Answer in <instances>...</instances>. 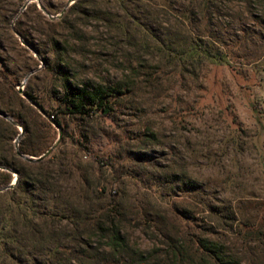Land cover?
Returning a JSON list of instances; mask_svg holds the SVG:
<instances>
[{"label": "rangeland", "instance_id": "374dc122", "mask_svg": "<svg viewBox=\"0 0 264 264\" xmlns=\"http://www.w3.org/2000/svg\"><path fill=\"white\" fill-rule=\"evenodd\" d=\"M219 5L207 36L200 16L189 26L166 0H0V102L11 94L5 76L44 107L26 100L51 127L10 96L35 127L30 150L43 154L59 129L68 132L31 169L30 197L24 186L12 196L0 191V212L9 203L11 214L0 222V264H100L124 254L91 227L111 207L121 213L127 256L163 249L181 211L196 233L212 230L227 247L237 223L224 216L253 223L263 213L264 0ZM191 30L225 62L170 56L166 44L187 47ZM66 78L78 88L116 89L114 115L56 112ZM55 113L60 126L48 115ZM263 247L254 252L260 261Z\"/></svg>", "mask_w": 264, "mask_h": 264}, {"label": "trees", "instance_id": "16d2710c", "mask_svg": "<svg viewBox=\"0 0 264 264\" xmlns=\"http://www.w3.org/2000/svg\"><path fill=\"white\" fill-rule=\"evenodd\" d=\"M166 1L169 7L178 9L177 11L181 13L182 18L187 21L189 26L193 25L194 21L198 22L197 17L200 16L202 21H204L203 32L208 33L207 36H210L211 20L216 14L220 13L218 11L220 5L218 6V4L221 0H183L187 2L184 4L180 2L181 4L179 5V0ZM220 25L221 24H218L219 27ZM193 34L196 35L195 40H192L185 48H183V46L176 47L166 44V50L170 52L168 54H170V56L172 54V57L175 59L180 58L183 63L188 60L184 58L186 55L196 60L198 64H201L203 60H212L219 64L225 62L224 55L221 54L219 50L215 52L211 51L207 43L200 36L201 34L198 32H193ZM163 45H165V43ZM62 83L64 93L60 98L61 106L56 112L69 113L80 117H89L95 111H98L104 116L114 115L115 112L109 98L113 96V93H117L116 89H103L101 87L89 88L88 86L78 88L67 82V78L63 80ZM15 86V83L11 82L5 76H2V87L6 90L8 87L11 93L10 96L16 98L21 107L31 112L35 117L40 118L42 120V125L51 127L50 120L43 118L41 114L18 93ZM24 94L27 95L42 112H45L44 107L37 101L31 92L24 90ZM10 96L1 100L0 112L6 114L13 121L22 126L24 132L23 138L19 141V147L17 149L14 148L13 140L18 133L17 127L11 121L0 116V186H8L12 181V173H17L16 185L13 188L6 189L5 192L12 196L24 186V190L30 197L32 190L29 191V186L34 182L31 169L48 162L50 159L44 158L41 161H29L17 154L18 150L24 155H41L38 150L26 148L25 142L36 136V134H34L35 127L31 126L32 120L30 118L24 116L20 111L17 112L14 110L11 103L12 98ZM58 113L48 115L51 117L53 123L60 126ZM67 133V129L63 128V136H67ZM24 139L26 140L24 141ZM106 159L110 167L114 168L113 162L108 158ZM60 166L59 171L63 172V170H61L63 165L61 164ZM64 168H66V171H73L72 166L64 165ZM114 171L117 173L118 169ZM84 182L86 184V189L89 190L90 185L88 180L84 179ZM95 190L96 189L93 191ZM259 205L263 206L260 207L263 210L264 202H260ZM9 211V203H7L2 212H0V222L6 220L7 217L11 215ZM260 212L261 211L255 216L253 223L246 220H237L234 216L235 213L233 214L232 212L224 216L230 219L231 223L234 221L237 223L236 228L232 229V226L230 228V232H232V235L235 237L232 238L231 246L227 247L225 243L211 236L212 234L210 233L212 230L208 233L206 232V234H201L200 232L196 233L194 231L195 229L190 225L189 217L181 211L180 217L183 223L179 224V226L173 230L172 234L164 235V248L158 250V253L155 254L141 253L132 249H130L129 252L130 256L125 254L128 252V244L122 240L120 235L118 218L121 213H119L115 207L107 208L103 215L96 214L98 220L94 221L91 227L99 232V235L109 237V246L111 247L112 253H115L118 247L126 251L124 254L121 252L120 254H116V256L114 255L110 259L104 260L106 261L105 263L101 262L100 264H264V247L261 252L259 250L263 260L260 261L261 258L259 254H254L260 245L264 246V211L259 214ZM5 244L4 242V245ZM254 244L256 245L254 246ZM252 245L253 247H251ZM236 246L239 248L237 252L233 253L230 249ZM6 247V245L3 247V249H5V254L15 257V259L19 258L12 249L8 250ZM74 259L75 258L67 256V260L70 263Z\"/></svg>", "mask_w": 264, "mask_h": 264}, {"label": "water", "instance_id": "95a60500", "mask_svg": "<svg viewBox=\"0 0 264 264\" xmlns=\"http://www.w3.org/2000/svg\"><path fill=\"white\" fill-rule=\"evenodd\" d=\"M71 3H73V1H70L68 4H71ZM60 15V14H59ZM58 15V16H59ZM17 90H18V93L20 94V95H22V97H24L26 100H28L29 102H30V104L32 105V106H34L35 108H37L40 112H42L41 111V109L27 96V95H25L24 93H23V88L22 87H18L17 88ZM0 116L1 117H3V118H5V119H7V120H9V121H11L14 125H16V126H19L20 128H21V131H20V134L17 136V138L15 139V147L17 148V146H18V142H19V139H20V136L23 134V132H24V129H23V127L22 126H20L17 122H15V121H13L10 117H8L6 114H3V113H1L0 112ZM56 126H58V125H56ZM61 138H62V130L61 129H59V131H58V138H57V140L54 142V144L49 148V149H47L43 154H41L40 156H38V157H29V156H27V155H24V154H22V153H20L18 150H17V154L19 155V156H21L23 159H26V160H29V161H41L42 159H44V158H46L47 156H49V154L56 148V146L59 144V142H60V140H61ZM16 183H17V176H15V178L13 179V181L8 185V186H6V187H4V188H0V191L1 190H5V189H9V188H13L15 185H16Z\"/></svg>", "mask_w": 264, "mask_h": 264}]
</instances>
